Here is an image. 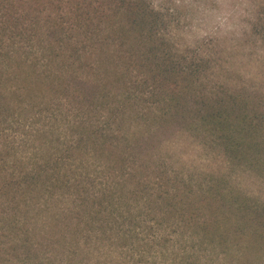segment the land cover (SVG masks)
<instances>
[{"label": "trees", "instance_id": "obj_1", "mask_svg": "<svg viewBox=\"0 0 264 264\" xmlns=\"http://www.w3.org/2000/svg\"><path fill=\"white\" fill-rule=\"evenodd\" d=\"M162 25L147 0H0V132L9 119L21 144L33 140L27 152L0 136V231L27 255L46 243L54 259L84 264L85 246L105 242L124 258L138 253L141 264L264 263V201L225 176L184 180L140 157L133 144L152 135L118 131L128 118L148 131L194 123L231 168L264 178V96L208 92L196 66L169 49ZM252 26L264 39V0ZM38 85L49 92L44 104L34 102ZM28 98L30 112L56 122L69 99L64 140L49 131L35 140L32 122L25 130L30 120L18 115ZM94 161L112 177L101 186L87 172Z\"/></svg>", "mask_w": 264, "mask_h": 264}, {"label": "rangeland", "instance_id": "obj_2", "mask_svg": "<svg viewBox=\"0 0 264 264\" xmlns=\"http://www.w3.org/2000/svg\"><path fill=\"white\" fill-rule=\"evenodd\" d=\"M262 1L147 0L152 8L160 11L163 23L162 32L163 37L168 40L167 46L176 54L184 55L188 63L196 66L195 69L200 71V79L208 92H215L217 89L225 91L226 89L248 92L251 95L260 94L263 97L264 39L254 32L252 26L258 6ZM39 61L41 65L45 62L42 53ZM43 67L44 65L41 67L42 70ZM46 88L43 85L34 87V92H32L36 96L34 102L44 104V99H47L49 95ZM141 96H145L144 106L149 102L148 93ZM29 99L26 100L24 116L18 115V119L24 123L27 118L30 120L27 122L28 125L25 123V130L31 133L29 122H32L36 124L31 133L35 140L41 131H49L48 138L53 137L55 132L56 136L59 134L61 140H64V137L71 132L66 125L68 118L72 117L71 108L73 107L69 99L67 98L69 104L60 106V108L65 107L66 110H70L68 116L66 115L65 119L57 122L50 112L41 114L30 112L31 101ZM97 112L98 119L101 120L109 115L106 107H98ZM124 116L117 114V118ZM6 122L0 136L3 135L14 147L28 152L33 140L30 145L28 141L25 145L21 144L22 130L16 128L14 121L8 119ZM119 127L118 131L129 133V136L147 134L146 137H148L152 135L147 143L133 144L134 147L141 149L140 157H145L150 163L158 162L168 170L179 173V177L184 180L192 182L209 180L211 173L215 176H225L237 189L264 201V178L254 173L240 171L235 167L231 168L222 149L213 144L210 138L208 140L203 129L198 128L194 123L184 125L182 128L180 124H164L158 131H148L147 122L128 118L121 122ZM112 128L114 130L116 125L112 124ZM87 165L90 178L100 182L96 184L97 186L112 179L98 161ZM241 174H244L245 178L238 181L237 177ZM135 207L132 208L134 212L137 211V202ZM2 233L0 231V264H68L65 257L54 259V251L46 243H42V248L32 246L30 248L32 253L27 255L25 247L16 237L11 240L9 236H1ZM124 253V249L108 246L105 242L103 244L96 242V244L85 246V255L82 259L84 264H135L137 260H141L137 256L138 253H133V257L126 258L123 257ZM260 260L264 262V256ZM136 264L141 263L136 262Z\"/></svg>", "mask_w": 264, "mask_h": 264}, {"label": "snow or ice", "instance_id": "obj_3", "mask_svg": "<svg viewBox=\"0 0 264 264\" xmlns=\"http://www.w3.org/2000/svg\"><path fill=\"white\" fill-rule=\"evenodd\" d=\"M244 178H245L244 174H241L240 176L237 177V180L240 181V180H242Z\"/></svg>", "mask_w": 264, "mask_h": 264}]
</instances>
